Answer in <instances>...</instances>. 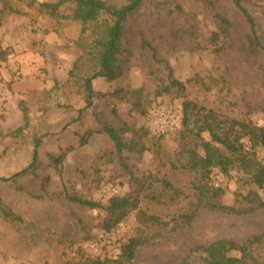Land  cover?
I'll return each mask as SVG.
<instances>
[{
	"label": "rangeland",
	"instance_id": "1",
	"mask_svg": "<svg viewBox=\"0 0 264 264\" xmlns=\"http://www.w3.org/2000/svg\"><path fill=\"white\" fill-rule=\"evenodd\" d=\"M31 1L36 4L30 6ZM54 1L0 0V177L28 167L34 140H40L38 176L20 178L15 184L0 182V200L24 220L4 222L0 216V264H75L80 256L87 257L86 245L106 232L102 226L108 216L103 210L71 203L67 196L103 206L113 197H138L137 209L114 226L124 224L127 235L102 248L101 258L111 256L108 259L115 261L130 239L139 241L134 259L116 264H179L186 258L189 264H204V254L190 255L192 248L220 239L242 243L262 233L264 210L231 215L210 205L243 209L250 205L243 197L264 200V191L231 170L225 175L215 171L222 177L220 186H213V174L205 183L210 193L202 194L200 171L179 167L187 159L182 148L193 144L188 134L180 136L184 101L264 126V53L254 45L231 0H170L171 8L174 2L182 10L171 16L156 8L164 0H144L129 26L136 39L126 76L94 80L87 109L84 79L91 64L79 59L75 42L80 26L70 18L73 7H63L61 18H50L37 7ZM245 5L264 46L263 2L251 0ZM8 6L18 13H10ZM216 14L231 23L219 42L223 46L219 54L209 44L217 31ZM142 37L169 63L173 78L186 82L183 96H156L164 71L148 50H139ZM76 61L78 68L70 76ZM120 87L140 91L137 108L111 96ZM164 105L181 121L173 131L158 136L151 132L150 122L154 109ZM23 107L28 111L26 126ZM104 125L128 129L123 134L128 148L122 160L106 133L98 132ZM19 128L23 131L16 134ZM87 132L92 134L82 146L80 137ZM202 137L209 140L207 134ZM61 155V163H54L52 158ZM257 156L262 160L264 151L258 149ZM215 190L220 191L218 196ZM260 249L264 260V244Z\"/></svg>",
	"mask_w": 264,
	"mask_h": 264
},
{
	"label": "trees",
	"instance_id": "2",
	"mask_svg": "<svg viewBox=\"0 0 264 264\" xmlns=\"http://www.w3.org/2000/svg\"><path fill=\"white\" fill-rule=\"evenodd\" d=\"M251 0H231L232 5L245 19L249 33L252 37L254 45L264 53V46L261 44L256 31L255 20L245 5ZM144 0H56L54 2L38 3L37 7L41 13L50 18H61V9L67 5L73 7L71 20L77 22L80 26V36L75 42V46L81 51L79 59H86L91 64V70L87 72L84 79V90L86 92V107L91 106V97L93 96L92 82L96 79H105L107 81H115L126 76V71L134 58L132 43L136 36L129 28L130 23L139 12ZM263 7H264V0ZM211 4V1L207 2ZM30 6L36 4L31 1ZM156 8L163 10L168 16L173 14H181L180 6L174 5L171 8L170 0L156 3ZM10 13H18L14 8L8 6ZM215 25L216 32H213L209 44L214 48V53L219 54L223 50V46L219 42L225 37L231 28L229 20L223 18L220 14H216ZM140 51L148 50L150 59L154 63L162 65L164 76L159 78L160 82L156 88V96L176 94L183 96L186 92V82L174 79L169 63L158 56V52L153 45L141 38L138 44ZM78 68V61L73 64L70 76H73L74 70ZM138 90H131L129 87L116 88L112 93V97L119 100L131 102L134 108L138 106L136 94ZM85 109L80 110V114ZM183 119L181 138L185 133L192 137V146L185 145L182 148L181 155L186 156V161L180 163L181 169L200 171L201 182L199 191L210 193L206 189L209 177L216 172L223 175L228 171L237 170L247 178V183L254 184L259 190L264 191V157L259 160L257 150L264 151V126H256L250 121L237 120L229 116L219 114L213 110H207L198 107L191 101H184L182 104ZM24 126L28 125V111L22 108ZM128 129L125 125L116 129L110 125H104L98 131L108 136L112 141L115 152L122 160V153L128 148L123 134ZM23 128L16 130V134H21ZM91 132H87L80 137V144L83 146L87 143ZM207 134L209 140H205L202 135ZM40 145L39 138L34 140V148L31 164L25 169L15 173L9 177H0V182H12L15 184L18 179L27 176H38L39 169L38 149ZM200 153H199V152ZM64 155L52 158L54 163L59 164L63 160ZM49 182V177L44 180ZM216 195L220 193L215 190ZM68 201L90 210H103L107 213L108 220L105 222L104 230L109 231L117 225L131 210H136L138 206V197L130 196L118 198H110L105 206L83 199L79 196H67ZM250 205L243 209L227 207L220 203L211 204L212 210L225 212L231 215H248L258 210H264V200L254 195L253 199L243 197ZM250 199V200H249ZM0 216L2 219L11 223L22 224L23 218L15 214L10 208L0 200ZM147 220L157 221L156 217L147 216ZM264 244V231L253 235L242 243H238L231 239H220L213 241L207 245H200L190 250L192 253L201 252L204 254V264H264L259 249ZM140 243L137 239H130L129 243L123 247L122 254L118 260L108 258H92L84 255L80 256L75 264H116L117 262L132 261L135 257L137 248ZM261 250V249H260ZM232 253H238L234 256ZM188 258L179 264H189Z\"/></svg>",
	"mask_w": 264,
	"mask_h": 264
},
{
	"label": "built area",
	"instance_id": "3",
	"mask_svg": "<svg viewBox=\"0 0 264 264\" xmlns=\"http://www.w3.org/2000/svg\"><path fill=\"white\" fill-rule=\"evenodd\" d=\"M180 117L176 116L172 109H168L165 105L155 108L153 111L152 122H150L151 132L158 136H163L173 131L180 125ZM222 182V177L218 174H214L213 186L218 188ZM117 190L113 189L112 194H117ZM128 229L123 225H118L109 231H106L101 237L90 241L85 248V252L88 254L87 257L101 258L102 248L104 245L113 240L115 242L122 240L127 235ZM108 258H112L108 256Z\"/></svg>",
	"mask_w": 264,
	"mask_h": 264
}]
</instances>
